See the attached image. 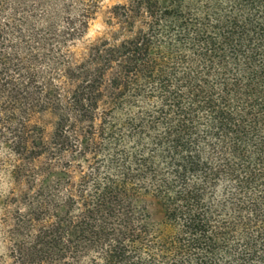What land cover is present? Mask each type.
Masks as SVG:
<instances>
[{"label": "trees", "instance_id": "16d2710c", "mask_svg": "<svg viewBox=\"0 0 264 264\" xmlns=\"http://www.w3.org/2000/svg\"><path fill=\"white\" fill-rule=\"evenodd\" d=\"M99 3L0 0L10 264H264V0Z\"/></svg>", "mask_w": 264, "mask_h": 264}, {"label": "rangeland", "instance_id": "374dc122", "mask_svg": "<svg viewBox=\"0 0 264 264\" xmlns=\"http://www.w3.org/2000/svg\"><path fill=\"white\" fill-rule=\"evenodd\" d=\"M126 3H128V0H100V9L98 10L94 18L90 20L88 29L84 36L74 44L71 50L77 56L82 55L85 52L86 47L90 43L108 36L110 30L113 29L110 28L107 23V19L109 17V9L113 5H121ZM55 119L56 118L51 111H44L34 113L31 117V122L42 126L44 134L48 136L53 129ZM10 188H12L10 179L4 173L0 172V201H2L3 197L8 194ZM10 226V222L4 224L3 227L0 225V264H10L12 261L8 250L10 239L3 231L4 229L10 228Z\"/></svg>", "mask_w": 264, "mask_h": 264}]
</instances>
